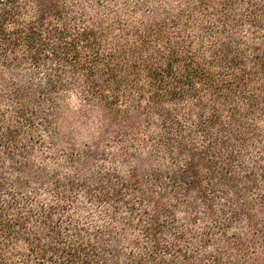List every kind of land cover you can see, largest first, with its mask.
<instances>
[{"label": "trees", "instance_id": "obj_1", "mask_svg": "<svg viewBox=\"0 0 264 264\" xmlns=\"http://www.w3.org/2000/svg\"><path fill=\"white\" fill-rule=\"evenodd\" d=\"M0 264H264V0H0Z\"/></svg>", "mask_w": 264, "mask_h": 264}]
</instances>
